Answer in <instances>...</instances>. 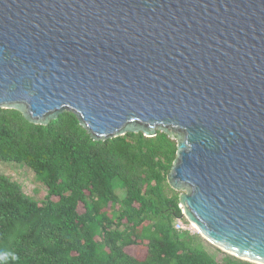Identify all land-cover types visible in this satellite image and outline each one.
Instances as JSON below:
<instances>
[{
	"label": "water",
	"instance_id": "obj_1",
	"mask_svg": "<svg viewBox=\"0 0 264 264\" xmlns=\"http://www.w3.org/2000/svg\"><path fill=\"white\" fill-rule=\"evenodd\" d=\"M0 108L165 133L186 220L264 264V0H0Z\"/></svg>",
	"mask_w": 264,
	"mask_h": 264
},
{
	"label": "trees",
	"instance_id": "obj_2",
	"mask_svg": "<svg viewBox=\"0 0 264 264\" xmlns=\"http://www.w3.org/2000/svg\"><path fill=\"white\" fill-rule=\"evenodd\" d=\"M175 152L160 131L93 140L71 111L42 125L0 108V162L46 187L33 198L0 172V264H256L175 228L188 223L166 181Z\"/></svg>",
	"mask_w": 264,
	"mask_h": 264
},
{
	"label": "rangeland",
	"instance_id": "obj_3",
	"mask_svg": "<svg viewBox=\"0 0 264 264\" xmlns=\"http://www.w3.org/2000/svg\"><path fill=\"white\" fill-rule=\"evenodd\" d=\"M0 172L9 176L11 180L20 184L23 192L33 198H43L46 194V187H44L40 182L34 180L32 172L23 166H18L13 162H0ZM191 229L193 230V233H198L197 230L193 228V226ZM204 246L209 252L213 253L214 257L218 260H221L224 255L229 254L218 247L217 248L219 250L214 249V247L211 248L208 243H204ZM132 250L139 258L143 257L145 250L144 247L133 248Z\"/></svg>",
	"mask_w": 264,
	"mask_h": 264
},
{
	"label": "built area",
	"instance_id": "obj_4",
	"mask_svg": "<svg viewBox=\"0 0 264 264\" xmlns=\"http://www.w3.org/2000/svg\"><path fill=\"white\" fill-rule=\"evenodd\" d=\"M174 225H175V228L177 230H190V231H193L191 229V227H192L191 224L190 223H186V222H184L181 219L176 220Z\"/></svg>",
	"mask_w": 264,
	"mask_h": 264
},
{
	"label": "bare ground",
	"instance_id": "obj_5",
	"mask_svg": "<svg viewBox=\"0 0 264 264\" xmlns=\"http://www.w3.org/2000/svg\"><path fill=\"white\" fill-rule=\"evenodd\" d=\"M192 226L194 227V229H195V230H197V227H196V225H195V224H192Z\"/></svg>",
	"mask_w": 264,
	"mask_h": 264
},
{
	"label": "clouds",
	"instance_id": "obj_6",
	"mask_svg": "<svg viewBox=\"0 0 264 264\" xmlns=\"http://www.w3.org/2000/svg\"><path fill=\"white\" fill-rule=\"evenodd\" d=\"M186 219V218H185ZM188 223H190V222H188ZM191 224V223H190ZM191 226H192V224H191ZM194 228V227H193ZM193 232V231H192Z\"/></svg>",
	"mask_w": 264,
	"mask_h": 264
}]
</instances>
